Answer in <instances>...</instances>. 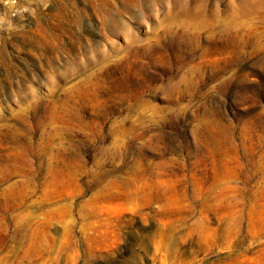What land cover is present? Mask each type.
Listing matches in <instances>:
<instances>
[{"label":"rangeland","instance_id":"1","mask_svg":"<svg viewBox=\"0 0 264 264\" xmlns=\"http://www.w3.org/2000/svg\"><path fill=\"white\" fill-rule=\"evenodd\" d=\"M0 264H264V0H0Z\"/></svg>","mask_w":264,"mask_h":264},{"label":"bare ground","instance_id":"2","mask_svg":"<svg viewBox=\"0 0 264 264\" xmlns=\"http://www.w3.org/2000/svg\"><path fill=\"white\" fill-rule=\"evenodd\" d=\"M61 8H62V7H61ZM68 8H69V7H68ZM68 8H67V9H68ZM60 11H61V10H60ZM64 11H65V10H64ZM66 11H67V10H66ZM68 11H69V9H68ZM62 12H63V11H62ZM62 12H61V13H62ZM57 13H58V12H57ZM70 13H71V12H70ZM71 14H72V13H71ZM75 14H76V13H74V15H75ZM56 15H57V14H56ZM61 15H64V14L62 13ZM66 16H67V15H66ZM58 17H60V16H58ZM69 17H70V16H69ZM75 17L78 18V16H75ZM66 18H67V17H66ZM70 18H71V17H70ZM54 19H55V18H54ZM63 19H64V18H63ZM67 19H68V18H67ZM67 19H66V20H67ZM55 20H57V19H55ZM68 20H69V19H68ZM62 21H63V20H62ZM71 21H73V20H71ZM76 21H77V20H76ZM78 21H79V20H78ZM57 22H58V21H57ZM64 23L66 24V22H64ZM69 23H70V22H69ZM73 26H75V25L73 24ZM44 32H45V31H44ZM47 35H48V34H47Z\"/></svg>","mask_w":264,"mask_h":264}]
</instances>
